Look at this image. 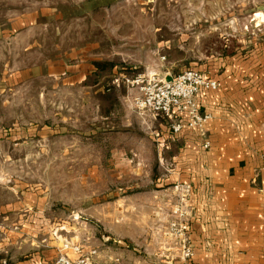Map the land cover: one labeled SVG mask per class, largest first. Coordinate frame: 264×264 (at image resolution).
Listing matches in <instances>:
<instances>
[{
    "label": "rangeland",
    "instance_id": "1",
    "mask_svg": "<svg viewBox=\"0 0 264 264\" xmlns=\"http://www.w3.org/2000/svg\"><path fill=\"white\" fill-rule=\"evenodd\" d=\"M33 1L49 9L37 47L0 48V264L52 263L64 244L105 264H182L175 187L195 193L191 236L199 192L172 179L179 135L136 109L131 81L251 74L264 0Z\"/></svg>",
    "mask_w": 264,
    "mask_h": 264
},
{
    "label": "crops",
    "instance_id": "2",
    "mask_svg": "<svg viewBox=\"0 0 264 264\" xmlns=\"http://www.w3.org/2000/svg\"><path fill=\"white\" fill-rule=\"evenodd\" d=\"M22 1L0 0V48L13 46L15 54L37 47L33 31L49 11ZM243 67L251 74L197 96L212 115L206 155L200 156L198 130L177 140L172 179L188 180L199 192L191 264H264V59Z\"/></svg>",
    "mask_w": 264,
    "mask_h": 264
},
{
    "label": "built area",
    "instance_id": "3",
    "mask_svg": "<svg viewBox=\"0 0 264 264\" xmlns=\"http://www.w3.org/2000/svg\"><path fill=\"white\" fill-rule=\"evenodd\" d=\"M131 85L137 91L134 100L137 110L163 118L172 137H177L185 130H198L203 140V148L206 150L210 148L211 143L205 127L212 115L202 109L197 96L203 92L218 90L221 87L219 80L198 70L189 69L166 76L164 79H159L155 75L139 76L131 81ZM156 136L161 147L167 146L164 135L157 132ZM175 189L180 197V203L173 209L167 234L176 237L173 241L182 264H190L196 253L195 242L191 236L194 207L183 205H188L187 200L193 198L195 193L190 185L179 184ZM70 245L64 244L61 253L48 264H105L95 259L94 252H84L78 244ZM69 251L73 254L70 255ZM114 264L123 263L117 261Z\"/></svg>",
    "mask_w": 264,
    "mask_h": 264
},
{
    "label": "water",
    "instance_id": "4",
    "mask_svg": "<svg viewBox=\"0 0 264 264\" xmlns=\"http://www.w3.org/2000/svg\"><path fill=\"white\" fill-rule=\"evenodd\" d=\"M168 79H170V78H168Z\"/></svg>",
    "mask_w": 264,
    "mask_h": 264
}]
</instances>
